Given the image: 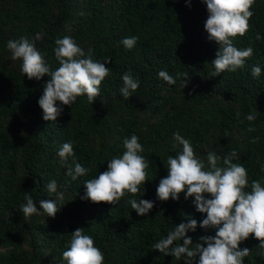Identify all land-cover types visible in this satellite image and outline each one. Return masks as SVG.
Masks as SVG:
<instances>
[{"label": "trees", "instance_id": "1", "mask_svg": "<svg viewBox=\"0 0 264 264\" xmlns=\"http://www.w3.org/2000/svg\"><path fill=\"white\" fill-rule=\"evenodd\" d=\"M251 11L248 32L233 38V45L252 47L253 55L235 72L212 76L220 45L208 39L203 0H0V264H67L62 253L78 228L93 237L104 264H185L183 257L176 260L152 247L189 217L198 222L206 217L185 193L179 200L157 198L159 182L168 174V156L182 150L173 147L175 132L190 141L206 168L209 152L216 153L218 166L224 167L223 158L235 150L233 163L248 173L246 190L253 180L264 186V0H255ZM64 36H71L86 56L91 49L92 59L104 63L109 75L93 104L86 95L73 105L57 101L61 115L46 121L38 101L50 77L28 79L22 61L11 59L7 42L27 37L55 70L60 66L55 41ZM127 37H138L131 50L121 43ZM109 57L111 62L106 61ZM254 65L261 68L259 77L251 74ZM161 70L176 84L159 78ZM126 72L139 81L128 99L120 92ZM248 114H255V121H248ZM250 125L254 131L248 130ZM132 134L139 137L144 149L140 154L149 165L146 183L117 205L83 200V182L106 171ZM65 142L72 143L76 162L88 169L75 181L58 156ZM51 180L64 194L55 218L39 203L55 200L56 193L47 190ZM25 192L40 210L29 220L20 209ZM130 199H147L154 207L141 216ZM215 231L198 223L187 233L191 247ZM259 243L254 235L241 242V248L251 249L244 264H264Z\"/></svg>", "mask_w": 264, "mask_h": 264}, {"label": "clouds", "instance_id": "2", "mask_svg": "<svg viewBox=\"0 0 264 264\" xmlns=\"http://www.w3.org/2000/svg\"><path fill=\"white\" fill-rule=\"evenodd\" d=\"M207 5L208 18L204 27L208 39L220 45L216 58L212 61L215 71L212 76L225 71L235 72L242 68L246 59L253 55V48L238 49L233 45V38L244 36L250 28L251 11L255 0H203ZM191 3V0H188ZM39 33L36 39H40ZM257 39H260L257 34ZM138 37H127L122 40L126 49L131 50ZM55 57L60 66L51 70L44 55L37 50L35 44L27 37L9 40L7 48L11 51L12 60H21V71L28 79H42L45 75L50 79L43 86V95L38 103L43 110V119L56 121L63 108L57 106V101L63 105H73L80 96H87L90 103L100 96V85L109 75V68L102 62L92 59V50L87 56L84 50L71 36H64L55 41ZM106 61L111 62V58ZM252 76L259 77L261 68L254 65ZM159 78L169 85H175L176 79L167 71L161 70ZM188 74H184L182 87L187 84ZM124 86L120 89L124 99L132 96L139 87L138 79L130 73L122 76ZM239 118L240 113H236ZM246 119L255 121V114H248ZM254 131V126H249ZM259 137L252 142L256 143ZM182 146L175 156H168L166 167L168 174L162 178L156 189L157 198L167 201L170 198L179 200L180 194L185 193V199L194 197L196 210L206 214L198 222L189 217L185 222L176 225L165 238L153 244V250H159L165 256L171 255L176 260L184 258L185 264H244V259L250 255L251 249L241 248V242L250 236L260 241L258 247L264 249V186L261 181L253 180L249 188L248 173L242 164L233 163L237 157L235 150L223 158L224 167L218 166V156L214 152L207 154V168L195 154L190 141L173 133V147ZM125 151L109 160L107 170L100 172L95 178L85 180L83 200L92 203H108L117 205L126 194L133 196L140 191L147 178L146 169L149 167L139 137L132 134L123 140ZM60 162L66 166V175L75 181L88 171L74 158L71 142H65L58 151ZM69 157H73L69 163ZM57 182L51 180L47 184L49 193H56L55 200H40V208L47 216L55 218L59 211L57 201L64 200L63 192L57 191ZM209 194L211 198L206 197ZM26 203L20 205L24 220H29L39 213L36 202L30 192H25ZM131 208L143 216L149 213L154 202L147 199H130ZM204 229H215V235L201 237L202 243L193 245V240L187 235L189 230L195 231L197 226ZM182 241V242H181ZM206 245V246H205ZM62 258L67 264H104L105 256L95 245L92 236L84 233V228L72 232L70 246L63 251Z\"/></svg>", "mask_w": 264, "mask_h": 264}]
</instances>
